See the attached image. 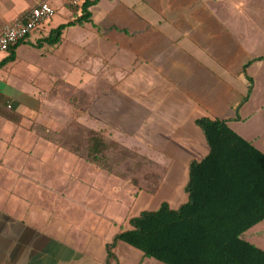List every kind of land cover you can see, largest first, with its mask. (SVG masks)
Segmentation results:
<instances>
[{
    "label": "crops",
    "instance_id": "obj_1",
    "mask_svg": "<svg viewBox=\"0 0 264 264\" xmlns=\"http://www.w3.org/2000/svg\"><path fill=\"white\" fill-rule=\"evenodd\" d=\"M68 1L0 0V34L42 2L56 11L16 49V60L0 69L21 66L28 74L21 93L0 74V110L7 101L22 114L36 113L42 108L41 88L57 84L84 90L89 126L137 138L147 150L170 156L166 181L148 196L160 197L175 210L188 202L190 163L209 154L198 119L228 121L264 153V60L249 64L264 58V20L254 18L251 0H100L89 9V23L64 30L56 46L44 43L54 30L81 16ZM85 1L94 0H80V6ZM9 55H1L0 61ZM247 76L253 91L243 103ZM14 118L0 115V125L5 128ZM5 161L3 154L0 167L8 168ZM181 169L184 181L178 182ZM12 178L6 190L0 185V264H106V247L116 234L102 241L96 225L63 222L58 210L63 215L66 209L58 201L64 196L44 197L54 206L47 210L39 204L34 212L36 197L16 192ZM18 179L25 182L21 175ZM178 197L181 205L172 207ZM137 205L134 201L133 207ZM131 229L129 224L124 231ZM244 238L264 250V222ZM114 254L116 264H163L123 242Z\"/></svg>",
    "mask_w": 264,
    "mask_h": 264
},
{
    "label": "rangeland",
    "instance_id": "obj_2",
    "mask_svg": "<svg viewBox=\"0 0 264 264\" xmlns=\"http://www.w3.org/2000/svg\"><path fill=\"white\" fill-rule=\"evenodd\" d=\"M73 1L80 0L68 1L76 7ZM251 2L254 18L261 22L264 20V0ZM0 74L2 80L8 79L11 87L20 93L24 90L28 74L23 67H11ZM57 86L41 88L42 108L36 113L22 114L15 103L7 101L1 107L3 112H9L15 118L14 123H6L5 128L0 125V130L4 128L0 134V157L5 154L8 167H0V179L8 176L0 185L6 190L10 187L7 179L15 178L16 192L36 197L34 212L39 204L44 207L46 204L49 207L46 209L50 210L54 206L51 200L64 196V201H58L66 209L63 215L58 210V215L65 216L63 222L96 225L101 240L105 241V237L129 228L133 217L145 210H156L164 203L160 197L153 200L148 195L157 188V181L160 182L159 189L166 181L170 156L147 150L137 138H121L109 130L103 131L96 124L93 129L86 119V92L62 84ZM16 91L11 89L10 93L17 102L20 95ZM92 141L111 164V173L87 163ZM55 148L61 152L57 153ZM72 149H77L78 153L74 154ZM19 175L25 182L21 183ZM182 176L181 169L178 182L184 181ZM44 197L51 198L50 202H44ZM182 200L178 197L171 202L172 207L181 205ZM134 201L138 202L135 207Z\"/></svg>",
    "mask_w": 264,
    "mask_h": 264
},
{
    "label": "trees",
    "instance_id": "obj_3",
    "mask_svg": "<svg viewBox=\"0 0 264 264\" xmlns=\"http://www.w3.org/2000/svg\"><path fill=\"white\" fill-rule=\"evenodd\" d=\"M99 1H85L76 7L68 4L75 14L81 10V16L54 30L44 43L56 46L64 30L89 23V9ZM23 43L9 50L0 69L16 60V49ZM247 80L249 90L243 103L253 91V80L248 76ZM0 115L14 117L2 110ZM196 125L210 150L203 160L190 163L185 187L188 202L177 210L164 202L158 210L132 218V229L116 234L107 245L106 264H116L114 250L120 242L163 264H264V250L244 238L264 222V153L235 133L228 121L201 118ZM90 146L87 162L111 173L113 168L98 145L92 141ZM71 151L78 153L77 149ZM158 186L159 181L151 194L157 193Z\"/></svg>",
    "mask_w": 264,
    "mask_h": 264
},
{
    "label": "built area",
    "instance_id": "obj_4",
    "mask_svg": "<svg viewBox=\"0 0 264 264\" xmlns=\"http://www.w3.org/2000/svg\"><path fill=\"white\" fill-rule=\"evenodd\" d=\"M73 4L80 6L78 1ZM56 15L55 9L48 2L40 3L24 19L7 26L0 34V56L18 43L31 37L37 29L50 22Z\"/></svg>",
    "mask_w": 264,
    "mask_h": 264
}]
</instances>
